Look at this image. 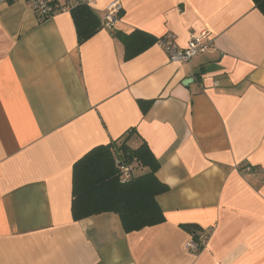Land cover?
<instances>
[{
	"label": "crops",
	"instance_id": "obj_1",
	"mask_svg": "<svg viewBox=\"0 0 264 264\" xmlns=\"http://www.w3.org/2000/svg\"><path fill=\"white\" fill-rule=\"evenodd\" d=\"M114 4L112 28L82 44L71 11L41 20L26 1L0 4V264H264V14L253 0L90 8L103 21ZM114 30L173 33L181 48L210 32L214 48L178 64L156 43L125 61ZM130 132L168 186L165 222L75 221L74 165ZM185 225L208 231L199 253Z\"/></svg>",
	"mask_w": 264,
	"mask_h": 264
},
{
	"label": "trees",
	"instance_id": "obj_2",
	"mask_svg": "<svg viewBox=\"0 0 264 264\" xmlns=\"http://www.w3.org/2000/svg\"><path fill=\"white\" fill-rule=\"evenodd\" d=\"M253 1L264 14V0ZM71 14L79 44L104 28L102 21L87 6L77 7L71 10ZM113 35L124 46L125 61L134 59L158 41L141 31L126 34L114 30ZM139 104L142 112L146 113L152 102L140 101ZM131 135L132 132L108 145L94 148L74 165L72 212L75 221L102 213H116L126 233L165 222L157 197L167 192L168 186L156 177L159 163L148 145L143 142L135 149L128 145ZM118 162L132 164L134 171L137 168L149 171L134 175L131 181L122 182ZM184 228L190 233L200 230L195 225H185Z\"/></svg>",
	"mask_w": 264,
	"mask_h": 264
},
{
	"label": "built area",
	"instance_id": "obj_3",
	"mask_svg": "<svg viewBox=\"0 0 264 264\" xmlns=\"http://www.w3.org/2000/svg\"><path fill=\"white\" fill-rule=\"evenodd\" d=\"M20 0H0V4H10ZM30 4L31 9L41 20H46L56 13L71 11L80 6L91 7L94 0H23ZM117 4L109 6L105 10L103 27L111 28L114 22V14L120 11ZM157 46L161 48L172 63L189 64L197 56L207 53L214 48V41L211 39L210 32H203L200 36L192 37L185 48L179 47L176 36L167 33L157 41ZM119 179L122 182L131 181L134 178V168L132 164L118 162ZM246 172H251V168H246ZM192 240L188 242L187 249L192 253H199L208 243L209 233L207 230L192 232Z\"/></svg>",
	"mask_w": 264,
	"mask_h": 264
},
{
	"label": "rangeland",
	"instance_id": "obj_4",
	"mask_svg": "<svg viewBox=\"0 0 264 264\" xmlns=\"http://www.w3.org/2000/svg\"><path fill=\"white\" fill-rule=\"evenodd\" d=\"M137 169H135V171H136ZM134 174H135V172H134ZM136 174H139L138 172H136Z\"/></svg>",
	"mask_w": 264,
	"mask_h": 264
},
{
	"label": "bare ground",
	"instance_id": "obj_5",
	"mask_svg": "<svg viewBox=\"0 0 264 264\" xmlns=\"http://www.w3.org/2000/svg\"><path fill=\"white\" fill-rule=\"evenodd\" d=\"M112 28V27H111Z\"/></svg>",
	"mask_w": 264,
	"mask_h": 264
}]
</instances>
